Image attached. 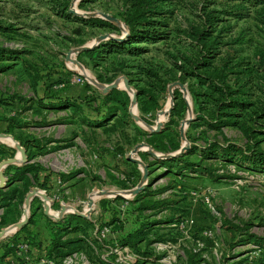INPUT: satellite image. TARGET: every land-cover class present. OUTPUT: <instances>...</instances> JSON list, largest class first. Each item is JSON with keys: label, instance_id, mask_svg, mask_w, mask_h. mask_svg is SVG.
<instances>
[{"label": "rangeland", "instance_id": "1", "mask_svg": "<svg viewBox=\"0 0 264 264\" xmlns=\"http://www.w3.org/2000/svg\"><path fill=\"white\" fill-rule=\"evenodd\" d=\"M64 5L70 12L74 10V14L81 17L87 18L83 13H104L118 18L120 23L111 22L112 27L102 28L83 25L74 18L67 20L62 17ZM160 5L169 12V15L166 14L170 30L168 39L152 45L151 51L140 57L133 59L123 56L121 60L127 64L153 63L161 66L159 76L166 81L162 93L159 89L161 79L150 80L141 76L142 80H136L138 77L135 75L133 83L129 82L131 91L128 94L131 96L135 92L137 95V89L150 88L159 97L160 107L157 111H168L164 115H157V111L147 114L146 117L151 121L148 124L141 119L136 101L135 105L129 106V111L137 116V119L132 117L134 123L143 131H150L155 128L156 122L161 121L162 129L176 103L174 91L177 89L182 98L185 96L189 100L191 112L185 110L182 118H176L178 123L173 124L172 129L178 131L182 121L187 117L192 118L184 129V133H188L190 137L185 134L184 142L180 137L181 146L186 143L189 146L192 144L204 147L207 139L224 145L229 140L242 147H256L257 151L264 153V73L256 68L264 59V3L251 7L245 0H162ZM123 10V0H0V48L15 50V55L20 57L15 66L0 72V98L7 100L11 95L16 96L12 104L0 100V117L12 116L22 109L18 118L26 122L24 127L7 132L6 123L0 120V134L8 133L21 147L30 144L40 153L30 163L40 167L39 182L42 183L45 175L49 177V181L42 188L28 176L30 183L27 193L38 189L45 194L49 202L46 206L54 213L53 216L62 206L69 207L73 213L86 215L87 219L84 220L93 225L64 235L63 240H81V248L62 259H47L45 248H32L29 252V247L24 243L18 246V257L38 264H188L189 256L192 255L194 262L198 264H264V172L248 171L235 165L224 166L219 160L208 162L216 170L215 175L233 178H221L213 182L203 175L184 173L182 177L169 175L158 179L163 168L156 165L149 168V171H153L148 177V183L154 182L151 190L176 185L156 197L168 201L164 209L155 214H146L150 221L160 222L149 234L150 245L138 246L150 253L149 258L139 260L130 248H120L110 243L116 235L102 224L110 218V200L114 198L104 194L106 191L123 193L125 200L135 197L128 192L138 185L142 171L135 164L140 174L132 186V180L127 182L124 177L134 176L135 173L132 168L123 164V160L136 145L146 144L145 137L135 136L132 128L107 133L98 124H82L78 120H81L80 117L67 119L65 122L68 123H60L63 117L68 118L73 113V109H52L39 101L47 99L45 96L50 92L74 96L81 102L86 115L95 118L100 114L97 111L101 106L98 99L89 103L85 101L96 95L94 91L86 90L84 85L89 84L97 92H103L104 86L117 80L119 89H122V77L127 76L120 73L109 83L101 81L98 75L105 74L104 65L94 67L85 57H79L81 52L76 50L94 44L98 36L103 34L122 37L128 30L121 18ZM238 11L243 15H238ZM206 16L212 17L210 28L213 29V37L219 36L226 42V45L220 47V57L224 58L226 52L237 56L232 63L238 64L246 72L244 80L247 82L243 89L247 93L245 99L251 102V106L242 112L239 120L247 130L248 138L240 126L213 128L201 121H193L195 113L188 89L189 80H171L164 72L163 68H166L168 71L172 70L175 76L179 75L172 69L171 63H179V55L193 52V37L190 34L205 26ZM58 79L68 82L58 85ZM244 80L239 81V84ZM174 82L182 83L186 91L182 92L179 86H175L170 92L168 87ZM19 98H24L25 101L22 102ZM206 111L202 113L208 114ZM111 118L101 122L111 121ZM0 147L12 152L11 157L7 153L0 156V162L19 155L7 140L0 139ZM43 149L47 151L44 154ZM119 149H124L125 153H117ZM36 150L32 148L28 152L36 153ZM149 151L161 154L151 148ZM28 152L26 150L27 159ZM141 153L146 152H138L136 158L141 160ZM146 154L147 162L153 163L156 158ZM59 175L69 176L70 180L62 182ZM4 176L7 184L8 177ZM123 181H126L127 189L120 187ZM7 189L5 190L18 191L16 200L11 202L12 212L8 216L10 218L13 215L17 221L0 227V231H7L0 239V254L7 239L16 233L12 227L23 218V211L29 219L31 212L35 213L38 224L31 230L38 234L37 239L46 247L49 242L46 225L57 221L43 214L45 202L40 197H34L36 199L31 200L28 208L24 204L27 194L24 184L16 183ZM101 192L104 194L101 195ZM89 199L93 200L91 208L88 207ZM101 201L106 202L103 208ZM122 205L121 209L125 211L128 205ZM2 214L3 210L0 209V217ZM69 216L75 215L66 212L63 219ZM223 222L237 227L238 231L227 230V226H222ZM103 228L109 231L104 238L100 236ZM249 235L256 236L259 242L250 241ZM157 236L163 237L164 241L157 242ZM12 260L9 257L6 261Z\"/></svg>", "mask_w": 264, "mask_h": 264}, {"label": "trees", "instance_id": "2", "mask_svg": "<svg viewBox=\"0 0 264 264\" xmlns=\"http://www.w3.org/2000/svg\"><path fill=\"white\" fill-rule=\"evenodd\" d=\"M87 1V0H81ZM162 0H123L124 10L121 13V18L127 26V32L123 34V39H107L100 41L93 48L82 51L79 53V57H85L89 63L94 67H100L104 65L105 74L98 75V78L106 83L111 82L118 74H125L129 82L133 83V76H137L136 80H142L141 76L147 79L160 80L159 71L161 66L155 64H127L121 58L123 56L135 59L143 54L151 51V46L166 41L169 37L170 30L168 29V22L166 20V14L169 15L167 10H164L160 5ZM233 1V0H232ZM251 7H257L264 3V0H245ZM243 3V2H242ZM62 17L67 20L74 18L83 25L90 27H112L113 24L101 17H81L68 10V7L64 5ZM236 14V13H234ZM238 15L242 16L243 13L238 11ZM64 15V16H63ZM212 17L206 16L204 20L205 26L200 30L191 32L193 37L192 53L181 54L178 56L179 63L176 61L171 63V67L179 75L175 76L172 70L168 71L164 69L168 79L189 80V93L192 99L193 112L195 118L193 121L198 120L202 123L213 128H220L222 126H240L245 136L248 138L247 130L241 126L240 117L244 110L251 106L246 98L245 86L246 72L240 69L241 66L233 64L234 59L237 56L231 55L226 52L224 58L220 57V47L226 45L219 36L213 37V29L211 27ZM80 34V33H79ZM228 45V44H227ZM17 51L7 50L0 48V72L7 71L16 65L20 57L15 55ZM233 58V59H232ZM10 60L11 63L4 61ZM257 71L264 73V59L260 61V64L256 66ZM129 69V70H126ZM71 74V73H70ZM176 77V78H175ZM242 84H239V81ZM68 80L58 79L57 84H64ZM166 81L161 79L160 91L165 89ZM150 87V84H148ZM86 90H92L95 92V98L88 97L87 100L91 102L98 99L101 105L97 108L99 115L95 118L86 115L82 107L81 102L74 96H61L58 93L51 94L45 97L47 99L40 100L39 103H43L45 107L52 109L55 108H72L73 113L68 118L63 117L60 123L65 122L67 119H78L85 125H97L102 127L105 132H113L116 129L132 128L134 135H142L145 138L146 144L150 146L157 153L164 155L173 154L179 151L181 148V140L179 130L172 129L173 124H177L176 118H182L185 110H187L185 100L179 95V91H174L176 97V103L174 104L170 114L169 120L165 123L164 127L160 131H143L137 126L132 116L129 113L130 96L124 89H112L106 93L97 92L96 89L89 85H84ZM137 106L140 112V117L143 121L151 124L150 119L146 117L147 114H151L158 110L160 107L159 97H157L150 88L137 89ZM44 97V98H45ZM5 99V98H3ZM8 103H13L16 96L11 95L7 100H3ZM22 102L24 98H19ZM207 110L208 114L202 113ZM20 109L12 116L2 118L6 123V131L11 132L15 128L24 127L26 122L18 118ZM112 117L111 121L102 123L104 120ZM102 119V120H101ZM76 120V119H75ZM99 121V122H97ZM102 121V122H101ZM193 121L191 124H193ZM44 122V120H43ZM45 123V122H44ZM190 124V125H191ZM187 137H190L188 133H185ZM193 140L195 137L192 138ZM138 143V140L137 142ZM134 143V144H136ZM206 145L204 147H198L196 145H190L189 148L180 156L172 157L169 159H155L153 163L147 162L148 155L141 153V160L145 162L149 168L158 166L163 168V173L159 178L169 175L183 176L184 173H192L195 175H203L210 178L213 182H217L221 178H233V177H220L215 175L216 170L212 165L208 164L211 160H219L224 166L235 165L238 168L246 169L248 171L264 172V153L256 150V147H242L232 142H227L224 145H219L214 142L205 140ZM25 144L23 147L29 151V149H35L34 146ZM44 148V147H43ZM12 151V150H11ZM28 152V163L23 166H8L4 170V174L8 177V182L4 189H0V209L3 210V214L0 217V227L13 224L17 221L11 214V202L16 200L17 190L7 191L11 185L16 183L24 184L25 193L28 191L30 180L28 176H31L39 186L46 187L49 181L47 175L42 179V183L39 182L40 167L37 164L30 163L40 153ZM47 152L43 149V154ZM9 154L12 156V152L6 151V149L0 147V156L3 154ZM117 153H125L124 149L117 150ZM192 157H197V160H192ZM123 164L132 168L134 176H125V180L128 182L132 180V186L135 184L134 180L138 179L139 172L134 163L124 159ZM117 169V168H116ZM115 169V170H116ZM131 172V171H130ZM149 175L152 174V170L149 171ZM126 175V174H125ZM124 176V175H123ZM62 182L70 180V177L65 175H59ZM157 180V179H156ZM156 180H154L156 182ZM126 181L121 182L120 187L127 189ZM154 182H149L146 188L138 193L132 200H125L123 198L116 197L110 200V218L102 225L110 228V233L116 235L115 239L110 240L113 246L120 248L128 247L136 254L140 259L149 258L150 253L146 250L140 249V244L150 245L148 241L149 234L154 230L155 226L160 222L150 221L149 216L146 215L149 212L155 214L156 212L164 209L168 205L166 199H156L157 196L165 193L168 190L173 189L176 185H168L163 188L151 190ZM7 189V190H5ZM36 199V198H34ZM33 199V200H34ZM105 201H101V208L106 206ZM127 204L126 210H122V204ZM13 204V203H12ZM73 223L75 225H73ZM38 221L35 219V213L31 212V217L27 224L20 230L14 233L3 246V252L0 254V264H38L34 261H25L23 258L18 257V246L22 243L29 247V252L32 248L41 250L45 248V254L47 259H62L68 254L78 252L81 246V240H63L64 235L68 233L77 232L78 229L82 230L87 227H93L92 222L81 219L76 216H69L63 220L47 223L45 231H48L49 242L46 247L43 246V242L37 239L38 234L32 231L31 228L36 227ZM74 229L72 230V227ZM222 226L227 230L238 231L237 227L228 226L223 222ZM84 231V230H83ZM250 241L259 242V239L254 235H249ZM157 242L164 241L163 237H155ZM12 257V261H6L7 258ZM139 262H137L138 264ZM141 264V263H139ZM188 264H198L194 262L193 256H189Z\"/></svg>", "mask_w": 264, "mask_h": 264}, {"label": "water", "instance_id": "3", "mask_svg": "<svg viewBox=\"0 0 264 264\" xmlns=\"http://www.w3.org/2000/svg\"><path fill=\"white\" fill-rule=\"evenodd\" d=\"M71 11L73 13H76L74 10H71ZM83 15H85L87 17H91V16L101 17V18H104L110 22L120 23L118 18L113 17V16L108 15V14H104V13H101L98 15H95L92 13H83ZM107 39L121 40V39H123V37H116V36L109 35V34H103V35L98 36L97 41L94 44L85 45L81 48H78L76 51L82 52V51L91 49V48H93L94 45H96L100 41L107 40ZM69 55H70V52L67 53V58H69ZM122 78H123V88L122 89L126 90L127 92L131 91V87H130L128 79L124 76ZM175 86H179L182 89V92L186 91L182 83L174 82L173 84H171L168 87L170 92H171V89ZM112 89H119V85L117 83V80H115V81L109 83L108 85L104 86L103 87V93H106ZM183 98L186 102L187 111L190 113L191 112V104H190L189 100L187 99V97L183 96ZM130 104L131 105L136 104V93L135 92H133L132 95L130 96ZM167 111L168 110L161 109V110L157 111V115H164ZM129 113L134 119H137V116L135 114H133L131 111H129ZM191 119H192L191 117H187L184 121L181 122V124L179 126V133H180V137L183 140V142L185 140V133H184L185 126L187 124H189ZM147 126H148V128H151L149 125H147ZM161 126H162L161 121H158V122H156L155 128H151L150 131H156V132L160 131ZM0 137H2V138L10 137L14 143L13 148L19 152V159H17L16 157H13L10 159L2 160L0 162V189H4L6 187V181H7L6 177L4 176V170L6 169V167L14 166V165L15 166L25 165L26 163H28V159H27V155H26V150L23 147H21L18 143H16L10 134L1 133ZM149 148H150L149 145H147L145 143H141V144L136 145L130 154L126 155V160L136 164L138 167L141 168V171H142L141 179H140L138 185L134 189H132L128 192V194H130V196H136L138 193L142 192L145 189V187L148 185V177H149L148 166L145 165L139 158H136L138 152H146L149 155H151L152 157L162 160V159H169L172 157L182 155L189 148V145L186 143H183V145L181 146L179 151H177L176 153L167 154V155L156 154L152 151H149ZM101 194L103 195L104 193H101ZM104 195H108V196L112 195L113 198H116V197L125 198L123 193H114V192L106 191ZM34 197H40L43 200V202L48 201V198L45 194H42L38 189H33L29 193H27L25 196L24 204L26 207L29 208L31 200ZM92 205H93V201L91 199H89L88 200V207L91 208ZM88 212H89V210L87 211V213ZM43 214L47 217H52L55 221H58V220L63 219L64 215L66 214V211H65V207L62 206L60 208V210L58 211V213L56 214V216H53L49 213V208L46 205H44L43 206ZM70 214L75 215L76 217H79L82 219H87V216L82 214V213L70 212ZM28 220H29V216H27L26 212L23 211V218L18 223L13 225V227H12L13 231L17 232L18 230H20L23 226H25L27 224ZM6 233H7V231L2 229L0 231V239L3 238L6 235Z\"/></svg>", "mask_w": 264, "mask_h": 264}, {"label": "bare ground", "instance_id": "4", "mask_svg": "<svg viewBox=\"0 0 264 264\" xmlns=\"http://www.w3.org/2000/svg\"><path fill=\"white\" fill-rule=\"evenodd\" d=\"M0 139L7 140V141H9V142L12 144V146L14 145L13 140H12L10 137H7V138H2V137H0ZM16 158H17V157H16ZM17 159H19V158H17ZM101 193H102V192H101ZM101 195H102V194H101ZM91 200H92V199H91ZM92 201H93V200H92ZM45 205H49V202L46 201V202H45ZM65 211H66V212H71L69 207H65ZM49 213H50L51 215H54V214L51 213V211H49ZM26 215H27V214H26ZM55 216H56V215H55Z\"/></svg>", "mask_w": 264, "mask_h": 264}, {"label": "built area", "instance_id": "5", "mask_svg": "<svg viewBox=\"0 0 264 264\" xmlns=\"http://www.w3.org/2000/svg\"><path fill=\"white\" fill-rule=\"evenodd\" d=\"M108 233H109L108 229L103 228V229L100 231V236H101L102 238H104ZM125 250H126V249H125ZM124 252H127V251H124Z\"/></svg>", "mask_w": 264, "mask_h": 264}, {"label": "crops", "instance_id": "6", "mask_svg": "<svg viewBox=\"0 0 264 264\" xmlns=\"http://www.w3.org/2000/svg\"><path fill=\"white\" fill-rule=\"evenodd\" d=\"M17 158H19V155L17 156ZM52 214H54L52 211H51Z\"/></svg>", "mask_w": 264, "mask_h": 264}]
</instances>
